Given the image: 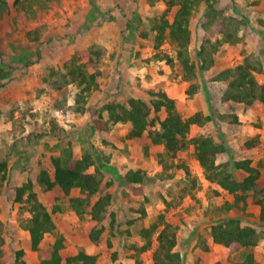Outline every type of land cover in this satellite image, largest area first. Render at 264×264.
Masks as SVG:
<instances>
[{
  "label": "rangeland",
  "instance_id": "374dc122",
  "mask_svg": "<svg viewBox=\"0 0 264 264\" xmlns=\"http://www.w3.org/2000/svg\"><path fill=\"white\" fill-rule=\"evenodd\" d=\"M7 1L8 8L0 13V63L7 72L0 76L4 81L0 85V155L13 143L19 149L15 158H9L8 178L0 182V233L5 237L0 264H13L15 249L19 248L24 249L28 264H37L60 234L64 237L61 250L64 259L79 250L90 253L94 249L101 264H136L134 255L138 253L143 264H153L156 233L151 248L139 252L137 247L146 239L141 235V227L149 226L161 213L167 220L179 224L176 248L183 255L180 264H233L242 260L248 251L254 253L256 264H264V224L260 223V208L253 197L264 187V105L251 108L226 100L223 93L227 82L212 79L221 69L236 65L250 53L264 64V0H216V7L225 17L242 21L239 28L242 40L224 43L215 52L214 64L199 72L195 80L198 88L193 93L187 90L189 82L183 76L182 66L175 60L169 63L155 55L154 19L166 8L164 0H42L33 2L27 10L17 8L14 0ZM175 9L176 6L169 13L171 21ZM132 16V25H127ZM204 19L201 5L190 22V53L197 64L200 63L197 50L205 35ZM91 45L102 52L100 86L87 96V109L77 112L73 109L74 85H69L64 92L41 81L50 67L61 68L74 54L88 60L85 52ZM160 50L175 56L174 46L167 38ZM36 53L40 54L38 59ZM27 55H31L29 61L36 60L26 65L21 57ZM258 78L263 81L264 72ZM159 87L168 89L170 95L176 92L173 98L183 116L201 110L218 120L232 150L220 153L218 161L232 163V159L247 158L252 165L260 167L257 184L243 209H225L224 201L232 196L205 178L192 144L179 153L177 160L191 168L196 185L193 194L181 196L182 188L191 185L192 175H187L183 168L173 167L168 171L173 173L172 178H160L158 172L162 166L157 156L162 150L160 145L152 144L146 154L141 144L125 138L127 124H111L107 131L94 126L107 101L125 102L133 93L148 99V89ZM64 93L67 100L63 99ZM39 132L42 134L37 138L38 143L31 147L27 138L37 137ZM198 134L221 140L214 119L193 126L190 136ZM254 138L255 145L247 147L246 141ZM68 145L74 156L93 145L98 157L115 166L118 173L141 169L145 180L120 183L119 178L106 171L108 179L114 178L109 190L114 195L112 208L118 214V224L114 229H106L97 241L89 237L94 222L88 211L79 216L68 206V198L61 191H45L36 184L39 198L49 208L55 204L61 208L54 213L56 232L46 234L40 249L33 250L28 230L24 228L30 214L24 204L13 200L15 188L28 178L35 180L39 159L50 162L51 154L59 153L61 147ZM21 155L25 159L17 163ZM138 156L142 158L137 159ZM230 166L237 177L244 176L243 171ZM225 216H238L243 224L258 229L261 234L258 244L231 253L228 247L215 242L211 224Z\"/></svg>",
  "mask_w": 264,
  "mask_h": 264
},
{
  "label": "trees",
  "instance_id": "16d2710c",
  "mask_svg": "<svg viewBox=\"0 0 264 264\" xmlns=\"http://www.w3.org/2000/svg\"><path fill=\"white\" fill-rule=\"evenodd\" d=\"M42 0H14L17 8L27 10L33 2ZM45 1V0H44ZM166 8L160 13V17L154 19L153 28L156 30L154 47L155 55L159 59H165L169 63L177 61L183 69V76L189 82L188 92L193 93L198 85L195 83L199 72L209 69L215 62L214 54L224 43H236L242 40L239 34L241 20L235 17H225L223 12L216 7V0H164ZM204 7L205 35L197 50L200 63L192 58L190 45L192 42L191 18L199 6ZM9 3L0 0V13L5 12ZM172 21L169 13L173 7ZM134 16L130 17L127 25L131 24ZM167 40L174 46L175 56L161 51L160 45ZM88 60H83L80 54H74L66 59L61 68L50 67L43 76L41 83L55 90H64L69 85L76 87L73 109L84 112L87 107V96L91 91L100 86L98 77L101 75L99 60L101 49L91 45L88 49ZM23 56H25L23 54ZM31 55L21 57L26 65L40 57L36 53V59L30 60ZM264 72L263 61L250 53L234 66H228L217 72L212 79L227 82L223 98L237 103H243L251 108L264 105V80L260 81L258 75ZM3 63H0V76L6 75ZM1 79V78H0ZM4 81L0 80V85ZM149 98L129 95L125 102L111 99L102 105L96 119L95 127L108 130L111 124L125 123L129 126L126 138L137 140L141 144L144 153H149L150 146L160 145L162 150L158 153V161L162 166L158 176L162 179L173 177L169 169L183 168L187 175H192L191 185L184 187L181 196L193 194L196 178L191 168L184 163H179L177 157L180 152L188 149L190 144L194 146V154L203 169L205 178L226 190L232 198L225 200L223 205L226 210L243 209L247 199L252 194L257 180L261 174L258 166L251 164V159L233 160L232 163L218 161V155L222 152L231 153L224 136L221 133L219 122L212 115L204 114L201 110L195 111L189 116H183L179 111L176 100L163 88H149ZM63 99L67 100L64 93ZM164 113V115H162ZM214 119L220 141L212 135L198 134L190 136L193 124H203ZM39 132L34 138L30 136L27 142L31 147L38 143ZM257 139H249L245 145H255ZM12 144L0 155V182L8 178L10 157L15 158L19 147ZM25 159L24 155L17 157V163ZM39 170L35 180L28 178L15 188L13 200L24 204L29 216L24 223L30 235V244L33 250L40 249V243L48 233L56 232V220L54 213L61 207L55 204L49 208L38 196L36 184L45 191L58 189L68 198V206L79 216L88 211L93 227L89 237L93 241L100 239L106 229H114L118 224V214L112 208L114 199L109 187L114 183V178L108 179L106 171L120 179V183H141L145 180V172L141 169H129L126 173L117 172L115 166H111L102 158H99L93 145L86 147L83 153L76 157L73 155L70 145L61 147L59 153L50 155L47 159H39ZM243 171L244 176L239 178L234 170ZM93 166V170L90 167ZM73 188H78L80 194L71 195ZM253 196V195H252ZM259 205L260 223L264 224V187L253 196ZM146 215L144 208L141 209ZM2 223H0L1 225ZM179 224L166 219L163 213L158 219L152 221L149 226L141 227L140 232L145 237V242L137 247L139 252L145 251L153 245V235L156 233L155 245L152 252L153 264H180L183 261L182 253L176 248L178 243ZM213 240L229 248L231 253L253 247L258 244L261 234L258 229L249 224H243L238 216H225L211 224ZM5 237L0 233V256L3 254ZM64 247V237L58 235L50 248V251L40 258L37 264H101L97 254L79 250L75 254L68 255L65 259L61 250ZM25 251L22 248L15 249V262L13 264H28L24 258ZM136 264H143V259L138 254L134 255ZM117 264H123L118 262ZM233 264H256L252 251H248L242 260Z\"/></svg>",
  "mask_w": 264,
  "mask_h": 264
},
{
  "label": "crops",
  "instance_id": "0c3cea01",
  "mask_svg": "<svg viewBox=\"0 0 264 264\" xmlns=\"http://www.w3.org/2000/svg\"><path fill=\"white\" fill-rule=\"evenodd\" d=\"M105 90H107V89H105ZM108 90H109V88H108ZM167 91V93L169 92L168 91V89L166 90ZM173 91V90H172ZM169 95H170V93H168ZM175 94H176V92L174 91V95H170V96H175ZM133 95H136V93H133ZM261 105V104H260ZM195 125H197V124H193L192 126H191V128H193V126H195ZM199 126V125H198ZM104 130V129H103ZM104 131H107V130H104ZM109 132H111L110 130H109ZM108 133V132H107ZM124 134H126V131L124 132ZM126 138V137H125ZM126 139H128V138H126ZM129 140V139H128ZM130 140H132V139H130ZM132 141H136V142H138L137 140H132ZM142 148V147H141ZM140 148V149H141ZM162 148V147H161ZM28 150V149H27ZM142 154V153H141ZM75 156L76 157H79L80 155H78V154H75ZM140 159V158H142V157H140V156H138L137 157V159ZM136 159V158H135ZM71 195H78V194H80V191H79V189L78 188H73L72 189V191H71V193H70ZM29 233V232H28ZM179 233H177V235H178ZM94 249H92L91 251H90V253H94ZM95 254V253H94Z\"/></svg>",
  "mask_w": 264,
  "mask_h": 264
}]
</instances>
